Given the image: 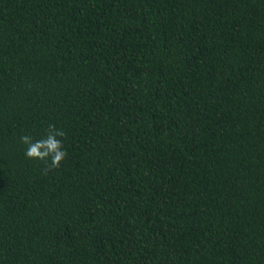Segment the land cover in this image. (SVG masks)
I'll return each instance as SVG.
<instances>
[{
    "label": "trees",
    "instance_id": "obj_1",
    "mask_svg": "<svg viewBox=\"0 0 264 264\" xmlns=\"http://www.w3.org/2000/svg\"><path fill=\"white\" fill-rule=\"evenodd\" d=\"M0 264H264V0H0Z\"/></svg>",
    "mask_w": 264,
    "mask_h": 264
},
{
    "label": "clouds",
    "instance_id": "obj_2",
    "mask_svg": "<svg viewBox=\"0 0 264 264\" xmlns=\"http://www.w3.org/2000/svg\"><path fill=\"white\" fill-rule=\"evenodd\" d=\"M52 131L46 137L34 140L29 135L22 136L21 142L26 145L25 155L30 159L49 160L52 167L60 165L61 161L67 155L63 147L64 136L62 130H56L55 125H52Z\"/></svg>",
    "mask_w": 264,
    "mask_h": 264
}]
</instances>
